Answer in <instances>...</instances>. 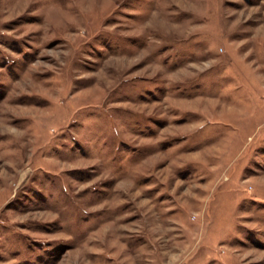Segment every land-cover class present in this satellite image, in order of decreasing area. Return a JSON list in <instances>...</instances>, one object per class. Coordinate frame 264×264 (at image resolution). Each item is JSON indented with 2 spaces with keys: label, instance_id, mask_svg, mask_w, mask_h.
<instances>
[{
  "label": "rangeland",
  "instance_id": "1",
  "mask_svg": "<svg viewBox=\"0 0 264 264\" xmlns=\"http://www.w3.org/2000/svg\"><path fill=\"white\" fill-rule=\"evenodd\" d=\"M0 264H264V0H0Z\"/></svg>",
  "mask_w": 264,
  "mask_h": 264
}]
</instances>
